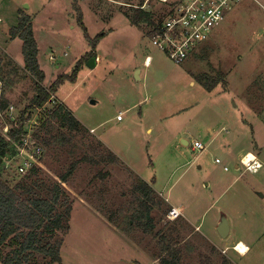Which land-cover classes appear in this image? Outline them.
Segmentation results:
<instances>
[{
    "label": "rangeland",
    "instance_id": "rangeland-1",
    "mask_svg": "<svg viewBox=\"0 0 264 264\" xmlns=\"http://www.w3.org/2000/svg\"><path fill=\"white\" fill-rule=\"evenodd\" d=\"M77 1L89 37L104 35L96 47L101 61L94 69L85 64L75 83L66 81L58 96L31 114L27 145L30 135L41 153L28 146L26 155L17 148L4 163L7 174L20 180L17 167L32 155L31 162L50 184L80 162L64 185L73 211L61 251L63 264H159L154 260L156 236L133 228L130 221L131 188L138 178L163 202L181 209L176 210L180 221L159 211L163 220L157 230L175 227V248L183 264H264V168L253 174L240 166L247 153L264 166V22L258 20L264 10L244 2L178 65L152 45L146 23L137 27L127 18L141 0H0V102L9 105L1 114L3 136L36 94L24 70L22 41L6 44L4 39H11L9 31L18 26L20 11L33 19L44 86L51 87L59 76H71L92 51L77 23ZM175 2L144 0L143 9L165 19ZM137 72L141 80L135 78ZM200 75L220 82L209 92L199 83ZM59 105L81 124V133L71 135L55 121L42 128L44 111ZM130 107L134 109L126 112ZM120 114L122 124L116 118ZM195 140L204 151L192 150ZM108 153L119 163L104 160ZM222 217L231 228L227 240L217 231ZM239 241L249 249L244 256L236 250Z\"/></svg>",
    "mask_w": 264,
    "mask_h": 264
},
{
    "label": "trees",
    "instance_id": "trees-1",
    "mask_svg": "<svg viewBox=\"0 0 264 264\" xmlns=\"http://www.w3.org/2000/svg\"><path fill=\"white\" fill-rule=\"evenodd\" d=\"M73 5L77 14V23L84 32L92 51L78 61L71 76L65 74L59 76L49 88L44 86L46 74L38 60L39 49L34 36L33 19L24 11H20L18 26L9 31L11 40L22 41L24 70L33 80L36 94L32 104L10 124L7 137L0 133V264H62L61 251L64 237L70 231L73 211V202L64 185L69 183L80 162L71 164L67 173L60 175L57 181L50 184L43 178L42 169L36 165L18 180L7 174L4 163L7 157L17 154L18 146L23 145L27 136V124L31 120L33 111H42L66 81L75 83L80 69L91 59H97L96 47L104 35L91 39L78 1ZM143 7L144 0H141L137 9L131 8L134 15L126 14V16L134 26L141 27L146 23L151 28L149 33L151 36L152 30L158 27L163 19H155ZM209 79L206 75L198 76L199 83L207 91L212 92L220 81ZM8 106L0 102V120L1 114ZM43 116L45 120L41 122L42 128L50 127L55 121L62 130L68 131L71 135L79 134L83 129L63 105L49 112L45 110ZM42 142L47 146L46 141ZM103 150L105 151V147ZM104 160L119 163L109 153ZM134 182L131 188L134 196L132 204L134 213L130 220L134 223L133 228L137 227L146 234L156 236L158 253L155 257L160 264H183L181 251L175 248L177 241L173 237V228L171 227L169 231L168 229L157 230L158 220L160 222L163 220L158 216V212H162L164 217L172 211V207L167 202H163L148 183L139 178ZM109 221L113 224L115 222L112 219ZM120 226V223L116 224V227ZM127 226L131 227V222H128Z\"/></svg>",
    "mask_w": 264,
    "mask_h": 264
},
{
    "label": "built area",
    "instance_id": "built-area-1",
    "mask_svg": "<svg viewBox=\"0 0 264 264\" xmlns=\"http://www.w3.org/2000/svg\"><path fill=\"white\" fill-rule=\"evenodd\" d=\"M168 3L171 0H160ZM244 0H177L175 7L169 12L167 17L152 30L150 41L152 45L164 53L173 63L181 65L187 61L189 56L200 45L207 42L213 33L227 17V14L233 7L239 5ZM98 61V60H97ZM122 115L117 116V120L121 121ZM30 145H27V136L22 146H18V151L28 155L27 147L37 148L32 143L31 136ZM25 144L27 146H25ZM193 151H204V146L196 141L192 145ZM38 153H41L39 148ZM246 154L240 160V166L245 172L257 174L263 167L261 162L254 155V160L249 161ZM24 160V158H23ZM32 155L25 159L18 167V173L25 175L35 166L36 162H31ZM220 164V160H216ZM227 170V168H225ZM179 216L175 211H171L169 218Z\"/></svg>",
    "mask_w": 264,
    "mask_h": 264
},
{
    "label": "crops",
    "instance_id": "crops-1",
    "mask_svg": "<svg viewBox=\"0 0 264 264\" xmlns=\"http://www.w3.org/2000/svg\"><path fill=\"white\" fill-rule=\"evenodd\" d=\"M246 1H250V3H253V2H255V3H257V4H259L260 5V7L264 10V0H244L241 4H239V5H236L235 7H233L232 8V10L227 14V17H229V16H231L232 14L231 13H233V12H235V11H239V9H240V7H241V5L244 3V2H246ZM226 17V18H227ZM258 20H260V22H264V17L263 18H259ZM260 25H262V24H260ZM263 31H264V29H263ZM4 33L3 32H0V38H2V37H4V35H3ZM6 34V36H7V32L5 33ZM212 35V34H211ZM211 37V36H210ZM9 38H7L6 37V40L4 39V41H5V43L6 44H8L9 43V41H11V39H9ZM210 39V38H209ZM206 43V42H205ZM201 46H203V44L202 45H200L198 48H200ZM198 48H196V50L192 53V54H194L196 51H197V49ZM192 54L189 56V58L192 56ZM188 58V59H189ZM187 59V60H188ZM98 60V61H97ZM152 60V58L151 57H147L146 58V64L147 65H149V63H150V61ZM101 61V59H100V57H99V55H97V59H96V66H97V64L99 63ZM152 63V62H151ZM152 65V64H151ZM151 65H150V67H151ZM140 76H141V73L139 72V78H140ZM139 80H141V78L139 79ZM192 86H195V83H192ZM57 96H58V93L56 94ZM134 109V107H130L126 112H130V111H132ZM141 117H142V119L144 120V116H145V112L143 111H141ZM117 118V117H116ZM118 121V120H117ZM123 122H125V119L123 118L121 121H118V123H123ZM91 131H93V130H91ZM148 132H151L152 130L151 129H148L147 130ZM196 141H198V140H195V142ZM184 142V143H183ZM182 143L185 145V143H187V145H185V146H189V143L187 142V141H185V140H183L182 141ZM192 147V146H191ZM192 150H193V148H192ZM247 154H249V153H247ZM242 158V157H241ZM241 158H240V160H241ZM238 168V167H237ZM264 168V166L262 167V169ZM261 169V170H262ZM156 179L157 178H155V180H153V181H155L156 182ZM157 183V182H156ZM169 203V202H168ZM169 205H170V203H169ZM171 206V205H170ZM172 207V211L174 210L175 211V213H177V211L178 210H180L181 211V209H179V208H177V207H174V206H171ZM177 210V211H176ZM179 214V213H178ZM181 215H179V216H177V217H174L173 219L175 220V219H178L179 217H180ZM100 219L106 224V226L107 227H109L107 224H108V222H106V221H104L101 217H100ZM71 220V219H70ZM177 221H180L179 219L177 220ZM185 221H186V224L188 225V227H190V226H192L186 219H185ZM171 222V221H170ZM174 222H171V224H173ZM182 223H185V222H183L182 221ZM170 224V223H169ZM190 225V226H189ZM218 227H219V224H218V226H217V229H218ZM173 228V232H174V234L176 233L177 234V230L175 229V227H172ZM70 229H71V227H70ZM112 231H114L115 233H118L116 230H112ZM197 231H200L199 230V227H198V230ZM230 233H231V228H230ZM230 233L228 234V236L226 237V238H221L222 240H227L228 238H229V236H230ZM219 234V233H218ZM118 235V234H117ZM220 236V235H219ZM221 237V236H220ZM240 242V241H239ZM239 242H237L236 244H238ZM64 243H65V241H64ZM64 246V245H63ZM222 248V247H221ZM230 246L229 247H226L225 249L226 250H230ZM248 248V247H247ZM249 250V249H248ZM241 255V254H240ZM245 255V254H244ZM244 255H241V256H244ZM155 261H159V260H156V259H154ZM62 264H63V259H62ZM146 264H148V261L146 262ZM160 264V263H159Z\"/></svg>",
    "mask_w": 264,
    "mask_h": 264
},
{
    "label": "water",
    "instance_id": "water-1",
    "mask_svg": "<svg viewBox=\"0 0 264 264\" xmlns=\"http://www.w3.org/2000/svg\"><path fill=\"white\" fill-rule=\"evenodd\" d=\"M88 66H89V68L94 69L96 67V59H91L88 62ZM135 78L137 80L140 79L139 78V72L136 73ZM185 145H187V143H185ZM217 231H218L219 235L221 236V238H226L228 236V234L230 233V224H229V221L226 217H222Z\"/></svg>",
    "mask_w": 264,
    "mask_h": 264
},
{
    "label": "bare ground",
    "instance_id": "bare-ground-1",
    "mask_svg": "<svg viewBox=\"0 0 264 264\" xmlns=\"http://www.w3.org/2000/svg\"><path fill=\"white\" fill-rule=\"evenodd\" d=\"M249 154H250V156H248V160H249V161L254 160V155L251 154V153H249ZM236 250H237V252H238L239 254H241V255H244V254H246V253L248 252V248H247V246H246L244 243H242V242H239V243L236 245Z\"/></svg>",
    "mask_w": 264,
    "mask_h": 264
}]
</instances>
